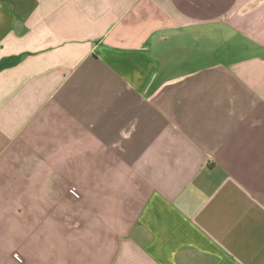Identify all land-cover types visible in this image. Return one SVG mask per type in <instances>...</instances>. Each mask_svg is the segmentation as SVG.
<instances>
[{
	"label": "crops",
	"instance_id": "crops-1",
	"mask_svg": "<svg viewBox=\"0 0 264 264\" xmlns=\"http://www.w3.org/2000/svg\"><path fill=\"white\" fill-rule=\"evenodd\" d=\"M20 54L0 264H264V0H0Z\"/></svg>",
	"mask_w": 264,
	"mask_h": 264
},
{
	"label": "trees",
	"instance_id": "trees-1",
	"mask_svg": "<svg viewBox=\"0 0 264 264\" xmlns=\"http://www.w3.org/2000/svg\"><path fill=\"white\" fill-rule=\"evenodd\" d=\"M22 56L23 54H20V55H14V56L1 59L0 60V70L17 63L22 58Z\"/></svg>",
	"mask_w": 264,
	"mask_h": 264
},
{
	"label": "built area",
	"instance_id": "built-area-1",
	"mask_svg": "<svg viewBox=\"0 0 264 264\" xmlns=\"http://www.w3.org/2000/svg\"><path fill=\"white\" fill-rule=\"evenodd\" d=\"M69 193H70L72 196H74V197H78V196H79V194H78L75 190H73V189H70V190H69ZM13 257H14L15 259L21 260L20 256H19L17 253H13Z\"/></svg>",
	"mask_w": 264,
	"mask_h": 264
},
{
	"label": "rangeland",
	"instance_id": "rangeland-1",
	"mask_svg": "<svg viewBox=\"0 0 264 264\" xmlns=\"http://www.w3.org/2000/svg\"><path fill=\"white\" fill-rule=\"evenodd\" d=\"M16 253V252H15ZM18 254V253H17ZM19 255V254H18ZM12 256H13V254H12ZM20 256V255H19ZM21 258V257H20ZM16 260H18V259H16ZM19 262H21L22 260H18Z\"/></svg>",
	"mask_w": 264,
	"mask_h": 264
}]
</instances>
